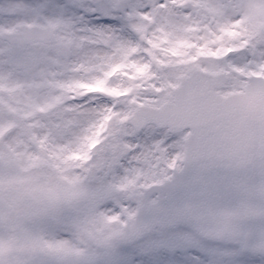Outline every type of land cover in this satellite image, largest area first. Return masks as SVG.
Returning a JSON list of instances; mask_svg holds the SVG:
<instances>
[{
    "label": "snow or ice",
    "instance_id": "snow-or-ice-1",
    "mask_svg": "<svg viewBox=\"0 0 264 264\" xmlns=\"http://www.w3.org/2000/svg\"><path fill=\"white\" fill-rule=\"evenodd\" d=\"M0 264H264V0H0Z\"/></svg>",
    "mask_w": 264,
    "mask_h": 264
}]
</instances>
